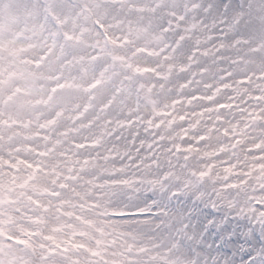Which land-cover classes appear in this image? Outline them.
Returning <instances> with one entry per match:
<instances>
[{
	"label": "snow or ice",
	"instance_id": "snow-or-ice-1",
	"mask_svg": "<svg viewBox=\"0 0 264 264\" xmlns=\"http://www.w3.org/2000/svg\"><path fill=\"white\" fill-rule=\"evenodd\" d=\"M106 2L107 0H100L89 9L82 7L81 11L94 12L97 31L103 35L106 42L116 43L118 41H113L104 32V17L99 9L104 7ZM23 7L35 21H43L41 27L53 37V43L51 46L45 44L38 58L33 57L30 60L24 58L21 63L35 65L37 69L43 71L55 59L60 68L48 73L47 83L50 85V90L46 89V98L42 97L36 102L43 103L45 107L37 109L29 100L33 89L40 83L32 70L10 72L6 80L5 70L0 65V128L15 124L20 129H28L31 124L36 123L37 129L46 130L42 137L43 151L39 150L41 145L37 148L31 147L33 142L31 135H25L22 140L15 141L11 137L0 135V264H201L200 254L191 247L198 242L197 235L190 230L183 214L172 220L169 215L170 207L165 205V211H161L159 206L162 202L155 198L151 199L148 205L151 211L141 210L143 205L124 207L120 203L110 202L107 208L116 210L108 211L105 208L103 218L108 222H116L112 225L115 228L134 229L139 235L148 227L147 223H143L144 221L151 223L160 216L164 223L157 226L167 229V239L164 243H159L154 237H146L143 243H139L135 241V237H125L123 232L119 235L112 233V242L109 243L108 239L98 235L99 226L94 216L103 201H97L95 193L107 191L109 197L114 196L117 199L126 197L125 184L111 183V180L124 179V173L122 170L120 173L112 174L109 184L103 185L100 181L85 179L86 166L79 162L71 171H66L56 164L55 161L63 154V140L60 136L53 137L51 133L58 131V125L63 121L65 112L71 111L59 98L60 92L72 88V85L62 77L61 68L72 61L64 53V45L58 48L55 41L61 36L64 42L72 41L76 37L61 32L60 26L65 21L56 14V0H32ZM193 7L198 8L199 5ZM211 7L209 5V9ZM226 11L227 5H225ZM178 19L182 20L184 17ZM226 20L227 17H221L220 23L224 24ZM235 23L228 21L219 36L211 34L205 40L198 42L195 51L201 55L214 56L238 45L240 40H235L231 44L227 40L228 34L235 31ZM49 25L55 29L54 32L48 27ZM213 27L215 28L216 25L214 24ZM127 39L125 37V42ZM184 39L181 32L175 44L167 41L161 43L167 44V49H171L179 47ZM213 40L217 43L213 44ZM0 47H3L2 40ZM167 49L162 48L161 51L166 54ZM260 52L264 53V45L261 46ZM240 60L243 61L244 58L240 57ZM230 62L235 64L238 61L231 59ZM233 75L230 71H224L223 78L219 80V87L233 89L235 87L231 83ZM13 76H18L20 82L13 81L11 79ZM236 83L251 90L252 94L249 96L245 92L239 97V103L233 98L231 104L221 103L208 97L219 109L239 110L244 119L243 127L239 128L238 132L234 131L231 137V148L235 149L234 160L226 162L225 169L226 172L231 173L230 177L218 181L222 189L215 198L211 199L206 195L198 194L197 191L201 181L208 178L203 173L196 178L185 179L184 183L191 189L190 194L194 201H199L215 212L222 213L219 218L214 217L209 221L218 229L227 225L230 217L233 220L246 221V224L240 226L239 232L244 241L242 247H246L248 254L242 264H264V87H261L264 85V64L240 72ZM94 87L95 84L89 85V89ZM241 104L243 107L240 106ZM13 107L16 109L15 114L9 111ZM24 117L30 119L25 120ZM41 119L43 123H39ZM127 123L131 124V121ZM237 126L233 125V128ZM33 132L39 134L35 130ZM224 133L228 135V129L225 128ZM198 139L203 142L207 137L200 135ZM132 143H135V139ZM22 146L25 151L34 152L35 158L22 159L19 155ZM147 146L151 147V144ZM221 151L227 153L228 149L222 146ZM50 153L51 162L45 164V161L50 159ZM44 173H47L49 179L43 177ZM172 179H174L173 175L164 174L163 180L151 183L158 185V190L163 194L167 192L165 181ZM82 180L91 188L92 195L78 188ZM186 192L183 187L179 190L173 189L168 193L167 199L186 195ZM81 193L86 197L85 199L81 198ZM124 221H137V223L133 226L131 223H123ZM9 225L14 227L9 228ZM257 233L259 243L256 240ZM236 235L235 225L231 227V231L224 228L221 232V241L227 243ZM93 238L95 246L90 243ZM120 239H129L132 242L121 247L118 243ZM249 241L252 243L249 244ZM222 264H233V261L225 258Z\"/></svg>",
	"mask_w": 264,
	"mask_h": 264
},
{
	"label": "bare ground",
	"instance_id": "bare-ground-1",
	"mask_svg": "<svg viewBox=\"0 0 264 264\" xmlns=\"http://www.w3.org/2000/svg\"><path fill=\"white\" fill-rule=\"evenodd\" d=\"M22 1L24 2L25 0ZM66 1L67 0L56 1L58 9L61 12L63 11V14L65 15H67L68 13L65 9H63V4L66 7L72 9V7L69 6L70 4H67ZM144 1L148 0H142V3H144ZM206 1L218 2L219 0ZM236 1L238 2V0ZM236 1L235 4H231L232 9L233 6L235 7ZM98 2V0H94V4ZM162 2L164 5L162 6L160 3L158 8L155 7L151 2L146 4L140 3L128 9V6L126 7V1H124L122 5L115 4L116 6H113L114 4H105V6L102 7L106 10L100 11V14H102L103 17L106 19V24L109 29L112 27L110 24L111 21H126V23L131 25L135 36L141 37L144 34H149L152 37V42H154V44H162V41H168L173 36H176L177 33L183 32V35L185 37V41L183 44L184 47L177 51L167 50L166 54L164 51H159L158 49L157 51L153 49L152 51L149 50L147 53L133 54V52H131L130 50L129 45H122L121 43H117L111 49L106 48L103 45V56L106 58H108L109 56H115L116 60L115 63H110V81L108 79L107 87L104 84L102 87L99 88L98 92L100 93L101 90L105 87V92H107L108 89V92H113L116 94L117 102L113 104L111 109H101L99 107H96V109L93 111L94 113H91V115L89 116V119L85 120V126L83 123L73 122V108L69 107L68 109H70L71 111H67V113H65L63 122H65V126H68L70 124L79 125L77 128L74 127L76 131L82 129L84 132H88L91 131L90 129H92L94 126L98 125L97 119L114 118L115 120H111H114L116 122H122V113L120 114V112L123 110V105L127 108V115L133 117V121L130 126H125L123 124V126H119L117 132H111L110 134L107 131L106 126H102L106 129L104 130L103 134V136L105 137L103 143L90 145L89 147H85L82 149H80L79 147L72 148L67 139L61 137L62 134L59 131H54L53 136H60V138L63 140V154L55 162L59 167L64 168L66 171H71L73 167L77 166V162H79L80 164L86 166L85 171L87 173V176L85 177V179L90 178L94 181H100L103 185L107 183L106 177H111V175H108L109 172L107 174L108 176L105 177L103 171L108 166H115L117 169L122 171V168H119L118 166L124 164L123 172H129V176H133L132 183L129 187H126L125 189L127 193L126 197L122 196L117 199L114 196L109 197V193L107 191H102L95 193L97 201L107 202L109 200H113V202L118 201L133 204L146 203L151 198H158V200L162 202L159 206L161 211H165V205H168L170 207L171 212L169 213V215L172 217V220H175L179 214H183L185 222L189 224L190 230L192 232H195L198 238V242L195 245H191V247H194L196 251H200L204 256L205 253L213 251V249L210 247L209 241L214 233L212 229V232L203 235L198 231V225L201 223V221L206 215H212L209 209L204 206L201 210L199 209L197 211H192L190 199H192L193 196L190 194L191 189L188 185L185 188L187 190L186 195H181V204H179L178 207L175 208L169 202L167 196L164 193H160V191L158 190V185H155V188L157 190L154 191V193H150V191L143 190V184L147 179L156 180L155 177L157 176V169H155L154 166L151 164V159L149 158L143 161L140 167L134 168L131 163V159H129V156L131 153H133V157L135 158V156L139 157L143 154L147 155L150 152H155L156 154L158 150H161V154L159 157L160 164L162 168L169 167V170L171 169L170 171L173 170L171 174L174 176V179L165 182V186L177 184L180 182L181 188L183 187L181 182H183L187 178H194L193 170L195 168L207 167V170L211 173L203 183H200L199 188L197 190L198 194H207V197H209L211 191H218V194L220 193L221 190L219 187L221 185L218 183V181L230 177L231 174H228L225 169L226 162H229V160H234V149H228L227 153L222 151L220 154H217V156H207L206 151H209V149L215 146L216 144H222L223 142H225L226 139H224L221 135H217L214 132H209V136L207 137L205 143L201 144L200 148H198L194 154L190 155L187 161L173 158L171 165L170 163H166L164 156L168 154V145L176 140L175 131L181 129L182 124L179 123L176 118L177 123L174 126L163 125L158 131V133H160L159 135L163 136L162 140H160L161 136L158 137L159 139L156 138V130L149 131L147 130V128H145V126H143L142 124L140 125L139 122L140 120L148 123L152 121L150 119L151 116H149L151 113L147 114V105L150 106L149 109L154 110V119L156 120L166 119V117L161 115V111L164 109L168 110L167 108H169L170 110L173 109L175 110V112H180V114L189 113L184 106H182L181 104L176 105L174 102L171 101L169 97L173 94H182V96H185L186 92L191 90L192 87L188 86V88L186 89H180L178 87L177 79L182 77L184 74H180L176 70H174V72H171L166 69V65L175 66V64L178 63L181 58H184L186 55H184L185 52H183V50L185 49L186 43L189 40H195L202 34L206 35V31L210 30L211 28L209 27L210 25H207V21L209 20L208 18L220 16L223 14V12H220L215 6H213L210 11H206V8L203 9L202 6H199L198 8H194L193 6L192 8H188L191 6H186L185 0H162ZM241 5L242 6L239 8L246 15V20L244 19L243 22L240 23L239 28L234 32L229 33L227 36V40L230 44L235 40H240V43L238 45H234L231 49L224 51L223 53H216L214 56H210L206 61L201 63V68H203L204 71L200 72L197 76L194 82V87H196L198 84H203L208 87L213 82L214 78L222 77L224 71H230L234 74V72L240 66L247 67V69L251 70L253 67H258V64L260 63L264 64V56L262 53L258 52L254 55L256 51H259V48L256 51L251 50V45H253L254 47H260L264 43V0H243ZM72 6L75 7V5ZM182 7L187 10H182ZM17 8H23L24 10V7L20 5L19 0H0V40L3 41V47H0V65L3 66L5 74H8L10 72L18 73L23 70V68L26 66L24 63L23 65L21 64L20 57L19 55H17L19 49V42H21V39L18 38V33L16 30L18 25V20L16 17ZM172 8L177 12L178 16H183L184 19H182L181 21H176L174 29L170 34H166L164 32L159 33L156 31H151L149 29L151 25L149 23L148 16H156L159 11L164 9H167V11L169 12V9ZM236 8H238L237 5ZM190 14L194 16L192 19L190 18ZM65 15V20H67L70 24L71 21L69 17ZM139 18H142L141 22H137L134 20ZM189 20L190 22L187 23ZM191 23H193V25L195 26L194 28L192 25H188ZM42 24V20L39 22L32 20L26 25L27 29L35 35V45H33L30 49L26 50V53L29 56L32 53H36V51L39 50L41 47V45H36V38L38 36L39 29H41V31H44L41 27ZM126 25H123L121 30H128V28H126ZM184 29H189V31H184ZM239 34L243 35L244 37H238L237 35ZM98 35H100V33L90 27L89 33L84 36V39L81 43L72 42L66 45V48H63L65 50L64 53L67 54L69 59L72 61L69 65L66 66H70L72 68L83 66L85 67V70L94 67L92 65L97 64V62L91 60L90 58H87V56L89 55L86 56V53L90 48H97V46H99ZM206 37L207 36H205L203 40H205ZM173 43H175V41ZM164 49L167 48L164 46ZM236 53H238L239 55L237 56ZM221 56L223 57L222 59L220 58ZM240 57H243L244 60L241 61ZM204 58V56H200L201 60H203ZM150 59L155 62V64L153 65H155L157 69H154L153 74L151 73L145 76H139L136 75L134 72L128 73L127 69L124 68V62L128 60L134 62H141L142 60L146 61ZM231 59H235L238 62L234 64L230 62ZM219 60L220 62H218ZM55 69L56 67L54 64H50L48 66V70L50 72ZM208 69H211V71H209ZM33 70V74L38 78L39 81L43 80V75L45 72H49L44 70L41 71L39 69L37 70L35 68H33ZM89 71L91 72L92 70ZM147 77L150 78L147 79ZM5 79L8 80V76ZM11 79L13 81L20 82L18 76H13ZM231 83L235 85V87L231 90L227 88L226 90L222 91L221 95L225 97H231L232 100L233 98H235V101L239 103V97L235 93L233 97V92H235V89L243 87H241L235 82L234 76ZM137 90H140L139 93L142 96V102H140L138 107H136L134 104H130L129 102V95L135 94ZM34 94H37V92L33 90V94L31 95V97H29L30 102L37 109L44 108L45 105L43 103L37 104L36 98L35 100H33ZM69 97L81 100L87 98V93L86 91L84 92L83 90L77 88V86L74 84L71 88V95H68L67 97L61 99V102L63 103ZM161 105H168L169 107H160ZM240 106L243 107L242 104ZM9 110H15L16 112V109L14 107L10 108ZM209 110L210 111L207 112L205 120L200 125L198 124L197 129L201 130L206 128L207 119L211 118V115L213 114V110ZM221 116L223 117L222 124L227 126L231 131H239V128L243 127L242 124L244 119L242 118V114L239 112V110L233 108L229 112H223ZM170 119L171 118L168 117V120ZM233 125L238 126L234 129ZM33 126H35V124H33ZM90 126L91 128L89 130L86 129ZM31 129V126L28 129H20L17 125L14 124L11 127L0 128V135L2 134V136L4 137H11L14 141L17 139L22 140L25 135H31L33 136L34 144L42 146L44 141L40 138H34L35 136L32 134ZM191 134H193V132L190 133V135L186 139V142L188 143H190V140H192ZM134 139L135 142H142V144L144 145L142 151H133L134 149L132 146V141ZM149 144H151V147L147 146ZM153 149H155V151H153ZM117 152L119 154H117ZM111 153L115 154V159L111 158ZM21 154L30 156V158L32 159L35 158L34 152L25 151L24 146H22V150L19 153L20 157H22ZM50 162L51 153L50 159L46 160L45 164H50ZM201 172H205V170L200 171L199 174H201ZM43 177L45 179H49L47 173H44ZM97 186L99 187L100 184H98ZM78 188L82 189L84 192H87L89 195H92L91 188H89V186L84 182V180L81 181V183L78 185ZM214 197L215 195H213V198ZM81 198H86L83 193H81ZM198 203L199 201H195V205H197ZM101 210L102 208L100 205L99 210L95 213L94 219L96 224L99 226L98 235H101L103 238L108 239L109 243L112 242V233H116L117 235H119L121 232H123L125 237L127 235H137L134 229L124 230L121 228L113 227L112 225L116 222L106 221L103 218ZM229 219H231V217ZM171 222L172 221H169V223ZM123 223H131L133 226H135L137 221H124ZM143 223L148 224V227L144 229L143 234L153 235L156 240L158 239L157 241L159 243L165 242V240L167 239V229L160 228L157 226L158 224L164 223L162 217L158 219L157 223L156 221H153L151 223L144 221ZM230 224L229 231H231V227L233 225L236 226V230H239L242 223L238 220L231 219ZM8 227L13 228L14 226L9 225ZM123 240L124 239H120L118 241L121 247H123ZM92 241H94V238L90 240V243H92ZM225 258L228 259L229 257L225 256ZM221 261L222 258L220 259V262L218 264H222ZM201 264L210 263L206 262L205 257H203Z\"/></svg>",
	"mask_w": 264,
	"mask_h": 264
},
{
	"label": "rangeland",
	"instance_id": "rangeland-1",
	"mask_svg": "<svg viewBox=\"0 0 264 264\" xmlns=\"http://www.w3.org/2000/svg\"><path fill=\"white\" fill-rule=\"evenodd\" d=\"M98 1L100 2V0H98ZM124 1H126V7L128 6V9L132 8V6H135L137 4L142 3V0H107L106 4H110V5L111 4H120V5H122ZM192 1L191 0H189V1L185 0L186 6H191L188 8H192L193 5H199V6H202L203 9L206 8L207 11H210L211 8L213 6H215L220 12H223V14L220 16H217V17L214 16L212 18H208L209 20L207 21V25H210L209 27H211V28H210V30L206 31V35L202 34L199 37H197L195 40H189L186 43L185 49L183 50V52H185L184 55H186V56L184 58H181L179 60V62L175 64V66L166 65V69H168L169 71L174 72V70H176L178 73L184 74L182 77L177 79L178 87L180 89H186V88H188V86L192 87L191 90L186 92L185 96H182V94H179V95L173 94L172 96L169 97L172 102H174V101L176 102V100H181V105L184 106L189 113H186V114L181 113L180 114V112L174 111V113L171 115V119H173V121H176L174 124L172 122L169 123L168 118H166L164 120H158L157 121L156 119H154V117H155L154 110L149 109L150 106L147 105V109H148L147 114H149V113L152 114V115L151 114L149 115V116H151L150 119L152 121H150L148 123V122H143L142 120H140V122H139L140 125L142 124L143 126H145V128H147L148 126H153L154 123H156V122H161L162 126L163 125L174 126L177 123L176 118L180 119L179 123L182 124L181 129H178L175 131V139L176 140L171 142L168 145V154L164 156L166 163H168V164L170 163L171 165H172L173 158H176L179 155L180 151H182L181 152L182 156L179 158V160L187 161L189 159L190 155L194 154L195 151L198 148H200V145L205 143V141L207 140L206 139L205 141L201 142V141H199L198 137L200 135H205L206 137H208L209 132H212V133L214 132L217 135H221L224 139H226L225 142H223L222 144H216L215 146L211 147L209 149V151H206L207 156L208 155L217 156V154H220L222 152L221 151L222 146L226 147L227 149L231 148V144H232L231 137H232V133L234 132V131H231L227 126L222 124V122H223V118L221 116L222 113L219 111L223 110V109L217 108V106L214 103H212L210 99H208V97H212L213 99L221 101V103H228V104L233 102L231 97H225V96L221 95L222 91L226 90V87L225 88L219 87V80L221 78H223V76L218 77V78H214L213 82L208 87L203 85V84H198L196 87H194V82H195L197 76L199 75L200 72H203L202 71L203 68H201L200 64L203 63L204 61H206L210 57V56L201 55L198 51H195V49H196L197 43L202 41L205 36L208 37L211 34H215V35L219 36L221 34L223 28L226 27L228 21H232L233 23L238 21L237 25H235V30L239 28L240 23H242L244 19L246 20V15L239 8L242 6L241 4H242L243 0H238V2L236 0H219L218 2L217 1H206V0H192ZM235 1H236V5L238 8H236V5H235V7L233 6V9H232L231 4L232 5H233V3L235 4ZM31 2H32V0H25L24 2L22 0H19V3L21 6H24L25 4H30ZM151 2L157 8L159 7L160 3L162 6L164 5L162 0H148V1H144V3H142V4L151 3ZM66 3L70 4L69 6L72 7V9H70L69 7H66L63 4V7H64L63 9H65L67 11V13H68L67 15L63 14V11L61 12L57 7L58 13H56V14L59 15L65 21L60 26V30L62 33L67 32L70 35H74L76 37V39H74V40H76L77 43H81L84 39V36L89 33L90 27L94 30L96 29V27H95L96 16H95L94 12H92V11H81L82 7L86 8V9L91 8V6L94 5V0H67ZM72 5H75V7ZM209 5L212 6L210 9H209ZM225 5H227V11L226 12H225ZM184 9L185 8L182 7V10H184ZM105 10H106L105 8L99 9V11H105ZM186 10L187 9H185V11ZM155 11H157V10H155ZM197 11H199V10H197ZM64 15L69 17V19L71 21L70 24L68 23L67 20H65ZM241 15H243V19H241ZM16 17L18 20V25H17L16 30L18 33V38L21 39V42H19V49H18V54H17L20 57V61L24 58H28L29 60L33 57L38 58L41 55V51L44 48L45 44H48L49 46H51V44L53 43V37L50 36L47 31H41V29H39L38 36L36 38V45L37 46L41 45V47L39 50L36 51V53H34V54L32 53L33 55L32 54L30 56L27 55L26 50L30 49L33 45H35V35H34V33H32L31 31H29L27 29L26 25L34 19L28 13H26L23 10V8H17ZM178 17H181V16H178L177 12L173 8L169 9V12L167 11V9L161 10L157 13L156 16H148V20H149V23L151 25V27H149V29L151 31H156L159 33L164 32L166 34H170L172 32V30L169 27L174 28L176 21H181V19H178ZM193 17L194 16H192L190 14V18L192 19ZM221 17H227V20L225 21L224 24L220 23ZM142 18L134 19V20L137 22H141ZM189 22H190V20L187 23H189ZM104 23H105V27H106L107 22H106L105 18H104ZM110 24L112 26V27L110 26L111 27L110 29L108 27H106V30L110 36L118 34L117 36L120 38L128 37V38L132 39V42L130 43L129 47H130L131 52H133V54L134 53L139 54L135 51V49L139 48L140 46L144 47V48H148L150 51H152L153 49H155L156 51H157V49L159 51H161V49L164 48V46L167 48V44H159V43L154 44V42H152L153 41L152 37L149 34H144L141 37L135 36V33L132 30L131 25L126 23V21H122V20L116 21V22L111 21ZM214 24L216 25L215 28L213 27ZM123 25H126V28H128L129 31L128 30H124V31L121 30ZM188 25L189 26L192 25L193 28L195 27L193 25V23L188 24ZM188 25H187V27H188ZM167 26H169V27H167ZM48 27L50 29H52L53 32L55 31V29L52 28L51 25H49ZM164 29H168V30L163 31ZM208 31H210V32H208ZM180 34L181 33H177L176 36H173L167 42H171L173 44L174 41L175 42L177 41ZM237 36L238 37H244L241 34H239ZM120 38H119V41H120ZM98 39H99V46H97V48H90L88 50V52L86 53V56L87 55L91 56V57L87 56V58H90L91 60L97 62V64L92 65L94 67H92L91 69L85 70V67H83V66L72 68L70 66H66V65H69V64H66V65H63V67L61 68L62 77L65 80H67V82L70 85L73 86L75 84L77 86V88L83 90L84 92L86 91V93H87V98L77 100V99H74L73 97H69L68 99H66L63 102V104L67 108H69V107L73 108V112H72L73 113L72 117H74V119L72 118L73 122L74 123H77V122L83 123L84 126H85V120L89 119V116L91 115V113H94L93 111L96 109V107H99L101 109L102 108L103 109H111L113 104L117 102L116 94L113 92H108V89H107V92H105L104 91L105 87L101 90L100 93L99 92L97 93V91H96L95 96L92 95L93 92H90L91 89H94V88L89 89V85H91V84H95L96 87L98 86V84L102 85V86L105 84L107 87V85H108L107 82H108L109 74H110V66H111L110 63H115V60H116L115 56H109L108 58L103 56L102 52H104L103 51L104 48H103L102 37H100V35H98ZM62 41H63L62 36L58 40L55 41L57 43L58 48L60 47L59 45H61ZM184 41L185 40L180 42V48H178V50L184 47L183 46ZM212 43L215 44V43H217V41L213 40ZM262 45H264V43ZM261 46L260 47L259 46L254 47L253 45H251V50H253V51L258 50V48H259V51H256L254 53V55L256 53L260 52ZM167 50L173 51L172 48L167 49ZM63 51H65V50L63 49ZM198 54H200V55H198ZM262 54L264 56V53H262ZM200 56L201 57L204 56L205 58L203 60H201ZM218 62H220V60ZM0 64H1V62H0ZM21 64L23 65V63H21ZM50 64H54L56 68H58V66H59L56 64L55 59L52 62H50ZM153 64H155V62H153L152 59L146 60V61L142 60L141 62H134V61L128 60V61L124 62V68L127 69L128 73L136 72V75H138L139 73L140 74L146 73L145 75H147V74H151L150 73L151 68L156 69L155 65H153ZM261 64H263V63L258 64V66H260ZM25 65L26 66L23 68V70L31 69L32 72L34 73L33 68L37 69L35 65H28V64H25ZM48 66L46 68H44V71H49ZM59 68H60V66H59ZM188 69H189V71H188ZM89 70H92V71L90 72ZM246 70H249V69H247V67L240 66L234 72L233 76L235 78V82L238 79L239 73L244 72ZM48 73L47 72L44 73L43 80L40 81V83H38L37 86L33 89L34 91L37 92V94H34L33 100H35V98H36V100L38 101V100H41L42 97L43 98L47 97L46 89L50 90V85L47 83ZM145 75H139V76H145ZM7 76L8 75L5 74V78ZM150 77H147V79H149ZM109 81H110V79H109ZM238 89L241 91L242 89H245V88H238ZM58 91H60V90H58ZM139 91L140 90H137L135 94L129 95L130 104H134L136 107H138L140 102H142V96L139 93ZM237 92H233V97H234V93L238 97H240L239 92H238V94H237ZM241 92H244V91H241ZM246 92L249 94V96L252 94L251 90H249V89H247ZM68 95H71V90H64V91L60 92L59 98L63 99L65 97H67ZM37 104H35V105H37ZM196 105H199V106H196ZM85 106H87L86 110H85ZM160 107L167 108L169 106L168 105H161ZM167 109L169 110V108H167ZM209 109L213 110V114L211 115V118L207 119L206 128L201 129V130L197 129L198 124L200 125L205 120L207 112L210 111ZM9 111L12 114H15V110H9ZM229 111L230 110H227L226 112H229ZM65 113H67V112H65ZM121 113H122V116H121L122 122L121 121L116 122V121H114L115 120L114 118L97 119L98 125L94 126L92 129H90L91 126L86 128L88 130L89 129L91 130L88 132H84L82 129H79L76 131V129L74 127L77 128L79 125L70 124L68 126H65V122H63V121H61L59 123L58 131L61 134L66 133V135H62L61 137L66 138L72 148H78L77 145L85 146V144H86L89 147L90 145H93V144H98V143L101 144V143H103V140L105 138L103 136L104 130H106L102 126H106L107 131L110 134L111 132H113V133L117 132L118 128L121 124H124L125 126H130V124H128L127 121H131V123H132L133 117H131L130 115H127L128 111L124 105H123V110L120 112V114ZM178 117H180V118H178ZM181 117H183V119H181ZM24 119L28 120V119H30V117H24ZM111 119H114V120H111ZM154 121H156V122H154ZM39 123H43V120L41 119L39 121ZM33 124H35V126H33ZM33 124H31L30 126L32 127L31 130H32V134L35 136L34 138H40L41 140H43L42 137L45 134L46 130L37 129L36 123H33ZM243 124H244V120H243ZM225 128L228 129V135H225V133H224ZM33 130H35L39 134L38 135L34 134ZM89 132H91V133H89ZM192 132H193V134H191L192 140H190V143H191L190 144V143L186 142V139L188 138V136ZM236 132H238V131H236ZM159 134L160 133H158V131H157V133L155 134L156 138L158 139V137L161 136V140H162L163 136L159 135ZM51 135L53 136V132L51 133ZM37 144H39V143H37ZM141 144H142V142H140V141L139 142L136 141L135 143H133L132 146H133V149H135L133 151L137 152V148L138 149L140 148L138 152L142 151L143 146H141ZM37 146L38 145H35L34 142L31 143L32 148H37ZM42 149H43L42 146L39 147L40 151H43ZM234 151H235V149H234ZM160 152H161V150H158L156 154H155V152H150L147 155L143 154V155H140L139 157L135 156V158L133 157L134 156L133 153H131L129 156V159H131V163L134 166V168L140 167V165H142L143 161H145L147 158L151 159V164L154 166L155 169H157V176L155 177L156 180H163L164 174L172 175L171 172H173V170L170 171L171 169L169 170V167L162 168L160 161H159V157L161 154ZM21 155H22V157H21L22 159L26 158L28 160H32V158H30V156H27L25 154H21ZM110 156L112 159L116 158L114 153H111ZM231 161H233V160H229V162H231ZM118 167L122 168V170H123L124 164L120 165ZM204 170H205V172H201V173H203L204 175L206 173H209V175H210L211 172L207 170V167H199V168H195L193 170V174H196V176L193 175V177L194 178L198 177L200 175L199 174L200 171H204ZM108 172H109V174H108ZM120 172L121 171L119 169H117L115 166L114 167L108 166L103 171V174L106 177L108 175H112L114 173H120ZM233 172H235V169H233ZM123 173H124V177H125L124 179H122V180H111V177H106L107 183L109 184V181L111 180L112 184H125L127 187H129L133 181V176L132 177L129 176V174H130L129 172H123ZM228 174H231V173H228ZM151 179H153V178H151ZM156 180L147 179L145 181V183L143 184V190L149 191V188H152L155 186V184H153L151 182L156 181ZM205 180L206 179H203L201 183H203ZM107 183L105 185H108ZM181 183L183 185V188L185 189L187 187V184H185L184 181ZM180 185H181L180 182L177 184H173V185H166L165 187L167 188V192H164V194L168 197V193L173 191V189H176V190L181 189ZM219 188L221 190L222 185ZM150 193H154V191H152ZM199 194H201V193H199ZM203 195L207 196V194H203ZM213 195H215V197H216L218 195V191L217 192L211 191L210 196L208 198L209 199L213 198ZM151 199H153V198H151ZM151 199H149L146 203H133L132 204V203H128V202H118V201H116V202L114 201V202L120 203L124 207H135L137 205H143L144 207L141 210L144 209L145 211H151V208L148 206ZM155 199L158 200V198H155ZM177 199L180 201V204H181V200H180L181 195L178 196ZM190 200H191L190 203L192 205L191 206L192 211H194V210L197 211L199 209L201 210L205 206V204H203L201 202H199L197 205H195L194 198H192ZM110 202H113V200L103 202V204L101 205V208H102L101 213L102 214L104 212V209L107 208V205ZM206 208L209 209V211L211 212L212 215L211 216L206 215L203 218L201 223L198 225V228H199L198 231L204 235V234H208L209 232H212V229H213L214 234L211 236L210 241H209L210 247L213 249V251L205 253L204 256L200 251H197L200 254V260L202 261L203 257H205L206 262H209L210 264H218L220 262L221 258H222V261H221V263H222L223 260L225 259V256H227V257H229L228 259L230 261H233V264H242V261H245L247 259L248 254H247L246 247H242V245L244 244V241H243L242 237L239 235V232L241 231V229L236 230L237 235L232 237V239L230 241H228L227 243L221 241V232L223 231L224 228H228V230H229V224L231 222V219H229V223L227 225H223V226H221V228L218 229L214 224L209 223V221H211L214 217L219 218L222 215V213L215 212L210 207H206ZM107 210L111 211V210H116V209L107 208ZM158 219H160V216L156 217V220H155L156 223L158 222ZM241 223L246 224V221L241 222ZM126 237H135L136 242L143 243V241L146 237L147 238H153V235H145L142 233V234L134 235V236L127 235ZM256 240L258 243L260 242L258 233L256 235ZM131 242L132 241L129 239H124L122 242V246H125L126 244L131 243ZM251 243L252 242L249 241V244H251ZM91 244L93 246H95V239H94V241H92Z\"/></svg>",
	"mask_w": 264,
	"mask_h": 264
}]
</instances>
